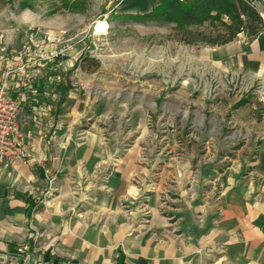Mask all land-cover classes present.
Masks as SVG:
<instances>
[{"label": "crops", "instance_id": "obj_1", "mask_svg": "<svg viewBox=\"0 0 264 264\" xmlns=\"http://www.w3.org/2000/svg\"><path fill=\"white\" fill-rule=\"evenodd\" d=\"M262 32L205 45L218 50L201 58L220 73L261 72ZM84 49L6 66L33 160L0 164V264H264V139L229 147L210 120L200 130V118H182L165 67L93 86L100 67L82 65ZM189 86L174 96H193Z\"/></svg>", "mask_w": 264, "mask_h": 264}, {"label": "rangeland", "instance_id": "obj_2", "mask_svg": "<svg viewBox=\"0 0 264 264\" xmlns=\"http://www.w3.org/2000/svg\"><path fill=\"white\" fill-rule=\"evenodd\" d=\"M158 1L0 0V83L11 70L8 66L44 58L59 46L72 50L84 46L82 65L88 69L100 67L96 74L87 76L93 86H103L104 90L126 87L130 77L142 76L143 68L165 67L168 104L173 108L179 105L178 115L200 118V130L210 120L215 135L229 147L235 142L233 147L239 148L246 141L257 147L264 139V69L256 73L232 69L215 73L201 57L202 52L218 50L216 47L185 45L175 24L139 21L124 13ZM256 5L264 18V0ZM101 25L104 30L99 32ZM199 28L206 32L214 29L208 23ZM253 39L241 34L238 42L249 44ZM185 80L193 96L187 97L184 92L183 98L175 97L180 94L175 90ZM197 93L204 94L206 110L193 103Z\"/></svg>", "mask_w": 264, "mask_h": 264}, {"label": "trees", "instance_id": "obj_3", "mask_svg": "<svg viewBox=\"0 0 264 264\" xmlns=\"http://www.w3.org/2000/svg\"><path fill=\"white\" fill-rule=\"evenodd\" d=\"M258 0H160L144 13L127 14L139 21L163 20L173 23L181 42L191 46H221L239 35L257 37L264 29ZM212 25L210 32L201 30Z\"/></svg>", "mask_w": 264, "mask_h": 264}, {"label": "built area", "instance_id": "obj_4", "mask_svg": "<svg viewBox=\"0 0 264 264\" xmlns=\"http://www.w3.org/2000/svg\"><path fill=\"white\" fill-rule=\"evenodd\" d=\"M25 74V70H23ZM11 71L6 73V80L0 83V164L10 165L14 162H29L33 154L22 143V130L19 113L22 99L8 95L10 84L7 80ZM24 246L19 251L26 250Z\"/></svg>", "mask_w": 264, "mask_h": 264}, {"label": "bare ground", "instance_id": "obj_5", "mask_svg": "<svg viewBox=\"0 0 264 264\" xmlns=\"http://www.w3.org/2000/svg\"><path fill=\"white\" fill-rule=\"evenodd\" d=\"M103 30H104V27H103L102 25L99 26L98 29H97V31H99V32H100V31H103Z\"/></svg>", "mask_w": 264, "mask_h": 264}]
</instances>
